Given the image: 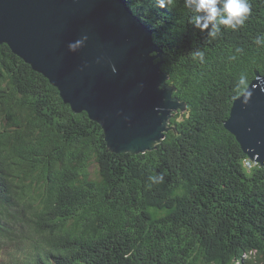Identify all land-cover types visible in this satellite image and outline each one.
<instances>
[{
	"label": "trees",
	"instance_id": "1",
	"mask_svg": "<svg viewBox=\"0 0 264 264\" xmlns=\"http://www.w3.org/2000/svg\"><path fill=\"white\" fill-rule=\"evenodd\" d=\"M124 1L152 29L183 112L153 150L113 153L96 122L0 44V264H264V167L223 126L239 75L264 77V0L215 39L184 0Z\"/></svg>",
	"mask_w": 264,
	"mask_h": 264
},
{
	"label": "water",
	"instance_id": "2",
	"mask_svg": "<svg viewBox=\"0 0 264 264\" xmlns=\"http://www.w3.org/2000/svg\"><path fill=\"white\" fill-rule=\"evenodd\" d=\"M0 44L43 75L72 111L96 122L113 153L153 150L185 107L165 83L152 31L124 0H0ZM252 86L249 103L236 98L223 126L264 167V77L256 72Z\"/></svg>",
	"mask_w": 264,
	"mask_h": 264
},
{
	"label": "clouds",
	"instance_id": "3",
	"mask_svg": "<svg viewBox=\"0 0 264 264\" xmlns=\"http://www.w3.org/2000/svg\"><path fill=\"white\" fill-rule=\"evenodd\" d=\"M158 8L175 7L177 0H153ZM184 7L191 10L193 15L189 20V23L193 24L201 31L209 29L208 37L215 39L221 35V29L226 28L232 31H236L245 26L246 21L252 15V5L249 0H184ZM87 36L72 42L68 45L70 51H76L83 46ZM258 45L264 46V35L258 36L255 40ZM237 52L242 49H237ZM193 59H198L201 63L205 62V54L202 50L196 49L192 53ZM236 56H231V60H235ZM115 71V68H113ZM250 84L246 73H241L237 79L233 91L237 94V97H243V104H248L252 92L256 86H252L250 90ZM264 91V89H261ZM152 184H163L165 182V174H153L149 177Z\"/></svg>",
	"mask_w": 264,
	"mask_h": 264
},
{
	"label": "rangeland",
	"instance_id": "4",
	"mask_svg": "<svg viewBox=\"0 0 264 264\" xmlns=\"http://www.w3.org/2000/svg\"><path fill=\"white\" fill-rule=\"evenodd\" d=\"M125 2V1H124ZM127 5V4H126ZM154 41V40H153ZM163 53V52H162ZM41 75V74H40ZM43 76V75H42ZM168 80V79H167ZM167 80H166V85H168V86H171V85H169L168 83H167ZM175 91V90H174ZM174 91H173V93H174ZM180 112H183V111H180V109L179 108H177V112L176 113H178V115L180 114ZM174 116H172L169 120H168V123H167V126L169 127V123H170V121H171V119L173 118ZM156 144H158V143H156ZM155 144V145H156ZM154 145V146H155Z\"/></svg>",
	"mask_w": 264,
	"mask_h": 264
},
{
	"label": "bare ground",
	"instance_id": "5",
	"mask_svg": "<svg viewBox=\"0 0 264 264\" xmlns=\"http://www.w3.org/2000/svg\"><path fill=\"white\" fill-rule=\"evenodd\" d=\"M142 22V21H141ZM143 23V22H142ZM144 24V26H146V24H145V22L143 23ZM151 25V24H150ZM147 27V26H146ZM155 28V27H154ZM151 31H152V29H151ZM156 31V30H155ZM155 33V32H154ZM154 35H153V31H152V37H153ZM93 121V120H92ZM167 125V124H166ZM166 127H168V126H166ZM156 146V145H155ZM248 164V163H247Z\"/></svg>",
	"mask_w": 264,
	"mask_h": 264
},
{
	"label": "flooded vegetation",
	"instance_id": "6",
	"mask_svg": "<svg viewBox=\"0 0 264 264\" xmlns=\"http://www.w3.org/2000/svg\"><path fill=\"white\" fill-rule=\"evenodd\" d=\"M174 89H175V88H174ZM175 114H176V113H175ZM175 114H174V115H175ZM174 115H173V116H174ZM168 131H169V129H168ZM168 131H167V132H168Z\"/></svg>",
	"mask_w": 264,
	"mask_h": 264
}]
</instances>
